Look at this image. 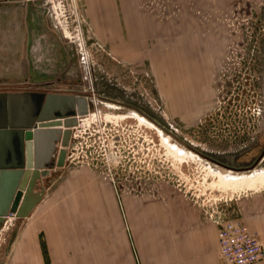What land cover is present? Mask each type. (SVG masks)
<instances>
[{"label":"rangeland","instance_id":"374dc122","mask_svg":"<svg viewBox=\"0 0 264 264\" xmlns=\"http://www.w3.org/2000/svg\"><path fill=\"white\" fill-rule=\"evenodd\" d=\"M4 1L0 0V93L22 95L26 108H35L36 119L57 117L63 110L72 115L67 106L79 95L96 93L104 103L120 107L109 108L93 97L75 160L66 158L62 167L57 166L61 149L57 131L38 134L36 161L51 170L52 178L99 173L118 190L183 194L209 214L223 212L246 221L243 201L263 191L264 183L258 179L251 189L219 185L204 157L229 168L248 169L264 153V0H235L234 7L231 0L230 10L219 12L221 51L215 53L214 68H206L208 95L199 102L205 113L198 116L194 111L189 117L166 112L145 65L112 60L98 49L79 0ZM81 32L87 63L80 50ZM48 95L50 106L42 108L40 102ZM132 111L156 124L168 138L129 116ZM48 149L50 157L45 155ZM261 169L264 158L241 173ZM50 185V180H39L34 188L44 196ZM8 216L0 226V264L25 219Z\"/></svg>","mask_w":264,"mask_h":264},{"label":"crops","instance_id":"0c3cea01","mask_svg":"<svg viewBox=\"0 0 264 264\" xmlns=\"http://www.w3.org/2000/svg\"><path fill=\"white\" fill-rule=\"evenodd\" d=\"M79 2L98 49L112 60L145 65L166 112L205 113L199 102L208 95L206 68L218 63L219 12L229 11L231 0ZM57 177H38L25 192L19 210L28 208L27 214L3 264H226L219 226L188 196L118 190L89 171ZM47 179L51 185L42 196L34 185ZM31 192L41 196L28 207ZM243 210L250 230L264 242V190L248 196Z\"/></svg>","mask_w":264,"mask_h":264},{"label":"water","instance_id":"95a60500","mask_svg":"<svg viewBox=\"0 0 264 264\" xmlns=\"http://www.w3.org/2000/svg\"><path fill=\"white\" fill-rule=\"evenodd\" d=\"M51 96L52 95H48L41 100L40 106H42V108L50 106ZM7 99L9 109H20L22 108L23 101H25L22 95L0 93V125L5 127L0 128V193L5 180L10 182V185H12L11 183L14 180L15 184L13 185H17V191L6 204L4 202L2 203V199H0V224L3 223L8 215L25 216L27 211L21 212L20 214L18 213L25 197V192L31 190L35 179H38V177L45 178L51 174L50 169L38 165L36 161L37 146L39 143L38 134L45 131H57V140L61 148L57 166L62 167L65 164L68 149L70 147L72 128L78 125V117L88 115L90 109V102L87 97L79 95L74 97L72 102L67 106L69 109L66 110H70L73 113L70 116H67V112L63 110L59 111L60 115L57 117L36 119L34 115L35 108L28 107L30 109L26 108V111H28L29 114L32 110L30 112V114L33 113L31 116L16 114V117L12 119L9 113L8 123L11 127L7 128ZM64 105H67V103H64ZM11 114L13 117L14 114ZM263 156L264 153L259 160L248 169H233L206 157L204 158L227 171L240 173L251 171L257 166ZM11 171L18 172L11 174ZM11 175L13 176L11 177ZM30 180H32L31 185L29 184Z\"/></svg>","mask_w":264,"mask_h":264},{"label":"built area","instance_id":"2783aa9c","mask_svg":"<svg viewBox=\"0 0 264 264\" xmlns=\"http://www.w3.org/2000/svg\"><path fill=\"white\" fill-rule=\"evenodd\" d=\"M81 31V25L79 24ZM80 50L83 51L84 63H87V52L83 33L79 34ZM89 68V66H88ZM88 116L78 117V125L72 128L73 148L68 149L67 159L75 160L82 142L80 141L81 127ZM14 216V215H12ZM215 223L219 226V253L226 264H256L264 261V242L254 234L247 222L241 217H231L223 212L211 214ZM9 218V216H7ZM3 222H7L8 218Z\"/></svg>","mask_w":264,"mask_h":264},{"label":"bare ground","instance_id":"6f19581e","mask_svg":"<svg viewBox=\"0 0 264 264\" xmlns=\"http://www.w3.org/2000/svg\"><path fill=\"white\" fill-rule=\"evenodd\" d=\"M7 103H8V99L6 101V121H7V123L9 121V113L11 115L10 118H12V119H14L16 117V114H21V115H25V116L26 115L27 116L28 115L31 116L33 114V113L30 114V112L32 110L29 112V114H28V111H26L27 110L26 109V106L27 105H26V102L25 101H23L22 108H20V109H15V108L9 109V105ZM102 103L105 104V106H107L109 108H112V109H120L119 106H117V105H115L113 103H104V102H102ZM28 109H30V108H28ZM11 113L14 114L13 117H12V114ZM127 116H128V114H127ZM129 116H133V117L137 118L138 120H140V122L142 121L145 124H147V126L149 128H152V129L156 130L162 137L168 138L162 132V129L160 127H158L153 122H150L147 118L139 115L137 112H133L132 111L131 114H129ZM6 127L8 128V127H11V126L8 123V125ZM14 127H16V126H14ZM0 128H5V127H3V126L0 125ZM46 153H45V155L46 156L48 155V157H50V150L49 149H48V151ZM191 154H193V153H191ZM196 157L199 160H202V157H200L199 155H196ZM205 164L207 165V167L209 169L210 175L213 176V177H215V181H218V184L219 185H222V186H225V187L237 188V187H244L245 186L248 189H251L252 187H254V184H255V182L258 179L261 180L262 183H264V169L257 170V171H253V173L251 172V173L244 174V173H241V172L240 173L239 172H231V171H227V170L226 171H223L220 167H218L216 165H213V164L211 165L210 162H205ZM16 172H18V171H11L10 173L11 174H14ZM0 174H1V172H0ZM12 176L13 175H11V177ZM11 184L12 185H10V182H8L7 180L4 181V184H3V187H2V191L0 193V195H1L0 199H2V203L4 202L6 204L8 202V200H10L11 197L17 191V185H13V184H15L14 180L12 181ZM9 185L12 186V187H10ZM26 196H27V194H26ZM26 196H25V199H26ZM40 196L41 195H39V194H37L35 192H31V195H29V202H27V206L28 207H32L35 203H37L39 201V197ZM23 207H24V202H23ZM22 209L23 208L21 207L20 210H22ZM27 209L24 212H26Z\"/></svg>","mask_w":264,"mask_h":264},{"label":"flooded vegetation","instance_id":"af4514ba","mask_svg":"<svg viewBox=\"0 0 264 264\" xmlns=\"http://www.w3.org/2000/svg\"><path fill=\"white\" fill-rule=\"evenodd\" d=\"M8 0H5L4 2H7ZM87 97V99L89 100V102H90V108H91V106H92V104H93V97H94V99H95V101L97 102V103H101L103 100H104V98H100L99 96H97L96 95V93H94L93 94V96H91V95H87L86 96ZM104 102V101H103ZM102 104V103H101ZM90 115V109H89V113H88V115H86V116H89ZM84 117V116H83ZM80 141L82 142V140H81V138H80ZM74 145H75V142L72 140V135H71V141H70V147L71 148H73L74 147ZM69 147V148H70ZM264 158V156L262 157V159ZM261 159V160H262Z\"/></svg>","mask_w":264,"mask_h":264}]
</instances>
